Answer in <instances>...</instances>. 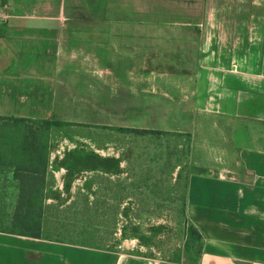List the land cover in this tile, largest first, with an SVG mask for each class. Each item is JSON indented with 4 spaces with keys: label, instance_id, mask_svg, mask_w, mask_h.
I'll return each mask as SVG.
<instances>
[{
    "label": "crops",
    "instance_id": "obj_1",
    "mask_svg": "<svg viewBox=\"0 0 264 264\" xmlns=\"http://www.w3.org/2000/svg\"><path fill=\"white\" fill-rule=\"evenodd\" d=\"M175 1L0 0V117L52 121L65 98V82L78 84L81 77L88 83V67L106 75L103 86L111 78L123 87L131 84L126 90L136 122L141 114L157 112V84L177 83L176 97L166 101L183 118L152 121L149 129L188 133L204 116L227 121L238 166L227 168L230 178L219 175L224 169L185 177V216L204 238L197 262L182 253L173 262L93 245L81 235L46 234L43 226L39 236L0 232V264H264V0H202L194 21L168 20L163 14H172ZM77 14L86 22L99 14L102 24L98 30L75 26ZM172 65L190 66L192 75L140 74L144 67ZM141 84H151L148 96ZM124 90L118 87L112 97ZM97 156L120 159L123 171L117 153ZM47 173L59 198L48 197L44 210L65 211L88 209L76 207V196L92 204L100 187L92 177L120 176L71 172L75 181L65 193L66 171Z\"/></svg>",
    "mask_w": 264,
    "mask_h": 264
},
{
    "label": "rangeland",
    "instance_id": "obj_2",
    "mask_svg": "<svg viewBox=\"0 0 264 264\" xmlns=\"http://www.w3.org/2000/svg\"><path fill=\"white\" fill-rule=\"evenodd\" d=\"M201 2L202 0H189L185 3L183 0H176L171 5L172 14L163 15L173 21H194L203 11ZM97 7L93 5L95 13H98V10H95ZM90 9L86 11L89 12ZM82 15L77 14L75 26H89L94 30L100 28L102 23L99 14H90L93 15L92 22H86ZM140 17L150 18L144 14ZM89 69L92 73L90 76L86 75L88 79L85 80L88 83L81 77L78 84L65 82L67 90L65 98L60 100L62 104L60 103L59 113L50 121L51 128L48 131L51 154L58 157L73 146L80 147L89 154L88 158L91 161L88 165L95 166L97 165L95 157L91 155L112 156L117 153L124 161V174L111 180L108 177H105L108 180L92 177L89 181L100 186L94 189L97 195L94 194L92 204L86 206L82 201L83 197L75 198L76 202H79L76 207L84 206L88 209L70 211L57 210L55 207L46 209L41 220L43 232L51 235H81L92 240L93 245H107L110 248L121 246L125 252L140 253L155 259H172L182 248L185 224L188 221L182 214L183 186L187 174L190 171L213 174L212 171L224 169L225 171L219 175L230 178L233 175L227 168L238 167L236 150L229 145L228 122L204 116L199 119L202 124L188 133L155 130L151 131L157 132L156 134L120 133L114 128L150 130L149 128L153 127L152 121L178 120L180 116L182 117L174 112L181 110L180 108H172L173 106L167 103L172 102V96L176 97L174 87L178 84L171 82L157 84L160 87L152 95L159 104L156 103L157 112L153 115L141 114L139 122H136L132 120V99L126 90L131 84L124 82L123 87L111 78L108 83L106 82L108 87L103 86L100 84V78H105L106 75L100 74L98 66L86 68ZM150 69L141 68L140 74L192 75L190 66H160L151 69L152 72ZM69 78L66 77L67 81ZM141 85L145 86L144 94L148 96V85L151 84ZM118 87L125 90L119 92L117 98L112 97ZM103 104H107V107H103ZM115 104H119L120 107H116ZM169 110H173L175 114ZM37 126L35 124L34 127ZM130 176L132 182L126 180ZM59 177L60 175L57 176V181L60 183ZM146 177H152L151 181ZM176 178L175 188L170 187V182L172 184ZM152 180L157 181L153 183ZM2 181L5 182L0 180V183ZM76 184L77 190L82 184L81 180ZM119 190L123 193L122 197ZM120 203L126 208L129 207L124 211V215L118 214L121 209ZM121 228L124 229V236L121 234ZM141 239H144V242Z\"/></svg>",
    "mask_w": 264,
    "mask_h": 264
},
{
    "label": "trees",
    "instance_id": "obj_3",
    "mask_svg": "<svg viewBox=\"0 0 264 264\" xmlns=\"http://www.w3.org/2000/svg\"><path fill=\"white\" fill-rule=\"evenodd\" d=\"M35 124L38 125L36 128L34 127ZM50 126V121L0 117V180H5V182H1L4 185L0 183V223H2L0 232L39 236L46 199L48 197L59 198L57 192L53 191L55 180L51 176L48 181V170L59 171L62 168L66 171V176L63 179L65 193H68L69 184L75 181L71 172L77 174L84 171V169H96L109 177L124 173L119 167L120 159L115 160L91 155L95 157L97 165L89 166L88 162L91 160L88 158V152L78 147L75 150L68 149V151H65L61 159L54 156L51 154L52 151L48 141ZM114 129L120 133H157L151 130ZM186 136L189 135L186 134ZM52 156L54 158L51 160ZM100 178L105 179V177H98V179ZM146 178L148 181L152 179V177ZM177 178L172 184L170 182V187L175 188ZM126 180L128 182L133 181L131 176L127 177ZM123 181L125 183V179ZM156 181L152 180L153 183H156ZM184 188L183 186V216H185ZM128 208L123 205L122 209L117 212L124 215V211H127ZM11 209L13 212H11ZM7 223H10V225H7ZM121 234L124 236V229L121 230ZM141 240L144 242V239ZM203 242L204 238L200 232L187 221L181 250L172 259L167 260L179 261L182 253L189 261L196 263L203 249Z\"/></svg>",
    "mask_w": 264,
    "mask_h": 264
},
{
    "label": "built area",
    "instance_id": "obj_4",
    "mask_svg": "<svg viewBox=\"0 0 264 264\" xmlns=\"http://www.w3.org/2000/svg\"><path fill=\"white\" fill-rule=\"evenodd\" d=\"M1 17H4V16H1V15H0V19H1Z\"/></svg>",
    "mask_w": 264,
    "mask_h": 264
}]
</instances>
